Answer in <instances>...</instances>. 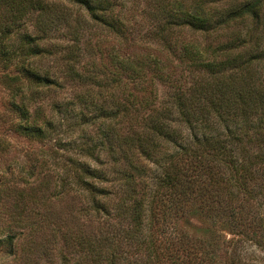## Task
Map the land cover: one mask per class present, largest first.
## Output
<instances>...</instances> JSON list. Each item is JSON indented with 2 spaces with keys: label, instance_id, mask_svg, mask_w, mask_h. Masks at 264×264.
<instances>
[{
  "label": "trees",
  "instance_id": "16d2710c",
  "mask_svg": "<svg viewBox=\"0 0 264 264\" xmlns=\"http://www.w3.org/2000/svg\"><path fill=\"white\" fill-rule=\"evenodd\" d=\"M147 7L142 22L124 0H0L12 130L75 156L59 188L97 218L94 264H264V0ZM103 30L109 66L81 74ZM64 81L72 100H49Z\"/></svg>",
  "mask_w": 264,
  "mask_h": 264
},
{
  "label": "rangeland",
  "instance_id": "374dc122",
  "mask_svg": "<svg viewBox=\"0 0 264 264\" xmlns=\"http://www.w3.org/2000/svg\"><path fill=\"white\" fill-rule=\"evenodd\" d=\"M226 1L231 0H223ZM233 1L242 3L246 0ZM147 2L149 0H124V5L129 15L144 22L142 10L148 8ZM26 27L29 31L33 30L30 21ZM145 30L144 24L142 34ZM66 39L56 36L51 41L62 44L60 50L64 52ZM96 39L104 41L97 47L102 53L95 52L96 48L91 49L92 59L97 65H89L87 57L82 56L81 64L85 71L80 64L79 72L95 74L97 67L96 75L101 77L100 72H105L102 66H109L107 52L113 42H110L112 38L104 30L97 32L93 40ZM43 64L52 66L48 60ZM57 69L52 68L51 72L62 78L61 70L58 72ZM63 85L62 89H53L49 100L54 98L58 103L72 100L70 88L74 85L67 81ZM157 88L159 97H163L165 88L160 85ZM9 99L8 89L0 83V238L6 239L9 235L12 238L11 247L0 244V264H94L92 252L95 238L99 235L97 218L83 196L74 191L62 192L59 188L64 175L63 163L67 156H75L57 145L55 135L53 139L39 141L15 133L10 123L14 121V115L9 112ZM97 101L101 102V99ZM45 107L48 110L47 104ZM96 127H86L82 137L77 132L74 135L77 142L82 143L87 137L98 138ZM110 221L111 225L116 223L114 219ZM135 247L124 251L133 254ZM252 250L264 257V251L249 246V251Z\"/></svg>",
  "mask_w": 264,
  "mask_h": 264
}]
</instances>
